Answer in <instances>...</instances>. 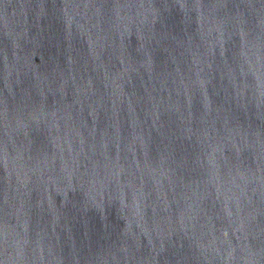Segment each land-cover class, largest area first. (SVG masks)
I'll return each mask as SVG.
<instances>
[{"label": "water", "instance_id": "obj_1", "mask_svg": "<svg viewBox=\"0 0 264 264\" xmlns=\"http://www.w3.org/2000/svg\"><path fill=\"white\" fill-rule=\"evenodd\" d=\"M0 264H264V0H0Z\"/></svg>", "mask_w": 264, "mask_h": 264}]
</instances>
